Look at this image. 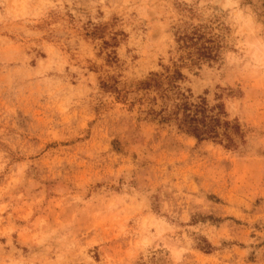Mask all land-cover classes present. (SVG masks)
Instances as JSON below:
<instances>
[{
    "label": "rangeland",
    "instance_id": "obj_1",
    "mask_svg": "<svg viewBox=\"0 0 264 264\" xmlns=\"http://www.w3.org/2000/svg\"><path fill=\"white\" fill-rule=\"evenodd\" d=\"M260 2L0 0V264H264ZM174 69L235 146L147 118Z\"/></svg>",
    "mask_w": 264,
    "mask_h": 264
},
{
    "label": "trees",
    "instance_id": "obj_2",
    "mask_svg": "<svg viewBox=\"0 0 264 264\" xmlns=\"http://www.w3.org/2000/svg\"><path fill=\"white\" fill-rule=\"evenodd\" d=\"M260 7L264 12V0ZM264 16V15H263ZM179 40L185 47H190L189 55L195 60L213 57L211 47L203 39V35L193 31L182 33ZM159 73L152 72L150 76L139 82L138 89L152 90L155 94L149 98L150 106L145 113L150 120L160 124H173L178 131L193 136L197 141L212 140L223 142L226 147L235 146V137H242L237 121L226 118L227 113L221 102L208 105L205 97L198 95L193 98L189 89L182 90L176 81L182 79L179 69H174L164 78ZM165 79V80H164ZM159 100L158 107H154Z\"/></svg>",
    "mask_w": 264,
    "mask_h": 264
}]
</instances>
